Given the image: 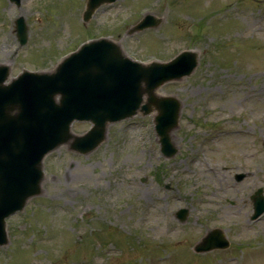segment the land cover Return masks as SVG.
I'll return each mask as SVG.
<instances>
[{"label": "rangeland", "instance_id": "obj_1", "mask_svg": "<svg viewBox=\"0 0 264 264\" xmlns=\"http://www.w3.org/2000/svg\"><path fill=\"white\" fill-rule=\"evenodd\" d=\"M85 2L0 0V63L12 76L51 70L99 37L142 62L196 51L193 73L158 89L180 101L176 153L162 155L153 115L139 113L109 124L88 154L60 145L43 160L40 195L6 219L0 264H264V213L250 220V196L264 195V0H114L83 23ZM149 13L160 25L128 34ZM215 228L229 246L195 252Z\"/></svg>", "mask_w": 264, "mask_h": 264}, {"label": "water", "instance_id": "obj_2", "mask_svg": "<svg viewBox=\"0 0 264 264\" xmlns=\"http://www.w3.org/2000/svg\"><path fill=\"white\" fill-rule=\"evenodd\" d=\"M112 1L87 0L83 21L98 6ZM159 22L146 14L129 32L156 27ZM15 25L22 45L27 37L23 17H18ZM196 65L197 53L193 51H183L166 63H139L127 58L117 43L106 38L84 43L52 72H23L7 81L9 67L0 65V246L8 242L5 219L40 195L42 161L60 145L87 154L106 139L108 124L138 112L154 113L161 151L166 157L174 155L170 132L177 127L180 103L171 96H157L156 90L166 82L190 75ZM73 121L90 122L91 128L75 135L71 132ZM244 176L238 174L235 178L239 181ZM252 199V219H256L264 212L261 188ZM185 215V210L178 213L181 220ZM227 246L222 233L212 230L195 250Z\"/></svg>", "mask_w": 264, "mask_h": 264}]
</instances>
